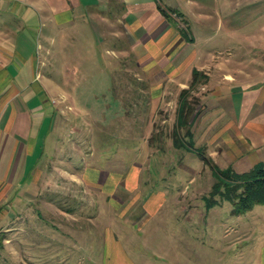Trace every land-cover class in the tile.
<instances>
[{
	"label": "rangeland",
	"instance_id": "374dc122",
	"mask_svg": "<svg viewBox=\"0 0 264 264\" xmlns=\"http://www.w3.org/2000/svg\"><path fill=\"white\" fill-rule=\"evenodd\" d=\"M155 1L170 7L177 5L176 0ZM220 1L210 0V6L222 7ZM31 2L29 11L34 8ZM251 3L242 0L238 7L242 65H250L251 58L259 65L264 60V0ZM85 26L90 30L89 25ZM113 27L123 30V23L116 21ZM87 29L67 28L64 41L59 42L57 32L49 41L42 70L53 86V145L37 169L44 170V180L39 179V184L46 186L48 181L55 192H62L54 195L50 191L47 197L56 204L63 203L67 210L78 209L81 226L64 234L63 224L58 228L51 226L52 221L58 220L49 221L50 214L40 210L42 219H35L29 229V197H24L19 203L23 209L18 211L11 233L20 237L15 249L29 251V259L39 255V260H43L39 264H121L122 260L128 264L112 243L109 227L117 231L136 264H264L260 259L264 247V204L232 215L231 202L217 193L212 195L215 178L211 163L220 169L232 166L244 171L262 157L261 150L247 151L253 146L251 140L240 138L230 128L228 116H222L217 109L213 90L227 84L205 83L203 77L192 87L188 83L186 96L194 110L180 133L184 136L185 129L192 131L193 141L187 137L186 141L197 150L175 147L172 134L179 93L176 96L173 87L164 89V84L158 83L151 86L162 90L163 98L159 102L150 98L153 88L137 80L133 64L123 67L111 63L104 44L99 43L96 49ZM253 86L260 89L261 95L264 82ZM229 99L223 98L227 109L231 107ZM239 152L245 155L240 156ZM80 169L87 175L104 169L125 172L128 179L136 173L138 178L129 180V188L135 190L108 200L85 192L74 196L69 191L73 188L69 173L76 170L79 174ZM81 185L88 187L84 181ZM145 199L146 207H142ZM65 221L70 224L69 219ZM121 221L131 225L132 230L140 229L138 240L126 242L119 228ZM70 227L66 230L70 231ZM91 239L96 242L90 243ZM16 264L24 263L18 260Z\"/></svg>",
	"mask_w": 264,
	"mask_h": 264
},
{
	"label": "crops",
	"instance_id": "0c3cea01",
	"mask_svg": "<svg viewBox=\"0 0 264 264\" xmlns=\"http://www.w3.org/2000/svg\"><path fill=\"white\" fill-rule=\"evenodd\" d=\"M29 1L0 0V229L3 231L0 264H16L18 260L24 264L43 261L39 260V255L36 259H29V251L15 249L20 237L11 233L19 217L18 211L23 209L19 203L24 197H29V229L35 219H42L40 210L50 214L49 221L58 220L52 221L51 226L58 228L63 224L64 234L81 226L78 209L67 210L63 203L57 201L56 204L47 197L50 191L54 195L62 192H55L48 181H45L46 186L39 184V179L44 180V170H37L53 145L50 139L55 113L50 100L53 86L42 67L55 32L61 42L68 37L67 28L69 31L81 30L89 25L90 30H87L91 41L96 49L99 43L104 44L111 63L128 67L130 62L136 68L139 82L149 86L164 84V89L173 87L174 95L179 93V99L181 92L189 87L188 83L192 87L200 82V77L205 83L227 84L213 90L212 98L217 109L222 116H228L230 128L240 138L251 140L253 146L247 147L248 152L261 150L259 155L262 157L255 162H264V89L262 87L260 95V89L253 86L264 82V60L260 65L252 58L248 60L250 65L241 63L244 52L240 47L241 14L238 7L242 0H221L222 7H211L210 0H176L175 7L155 0H32L30 5L34 8L30 11ZM247 1L256 3L259 0ZM44 20L48 23L45 24ZM116 21L123 23V30L113 27ZM194 71L199 74L191 85ZM153 86L150 98L159 102L164 92ZM224 97L230 98V109L224 107ZM238 155L245 154L239 152ZM76 172L69 173L73 183L69 191L74 196L85 192L104 196L107 200L135 190L129 188V180L138 178L136 173L128 179L125 172L106 169L88 175L83 174L82 169L79 174ZM54 177L56 175L49 178ZM82 181L88 187L82 188ZM146 199L142 207H146ZM32 211L38 214L35 216ZM66 219L70 224H66ZM121 222L120 231L127 239L124 241L138 240L140 229L132 230L127 222ZM67 225L73 226H69L70 231L66 230ZM108 229L117 251L125 255L128 264H136L129 257L123 240L118 238L117 231ZM95 242L91 239L90 243ZM261 251L263 263L264 247ZM121 264L126 262L122 260Z\"/></svg>",
	"mask_w": 264,
	"mask_h": 264
},
{
	"label": "trees",
	"instance_id": "16d2710c",
	"mask_svg": "<svg viewBox=\"0 0 264 264\" xmlns=\"http://www.w3.org/2000/svg\"><path fill=\"white\" fill-rule=\"evenodd\" d=\"M198 74L199 71L193 72L191 85L195 83ZM187 93L188 89H184L180 95L172 143L175 147L195 151L197 150L196 147L192 143V146L188 145L186 141V137L191 142L193 141L192 131L185 129L184 136L180 133V130L189 124V115L194 110L186 96ZM200 154L202 153L200 152ZM211 168L215 178L212 195L217 193L223 199L231 202L230 212L232 215L246 213L256 204H264V162L256 163L250 169L244 171H236L232 166L220 169L215 163H211Z\"/></svg>",
	"mask_w": 264,
	"mask_h": 264
},
{
	"label": "built area",
	"instance_id": "2783aa9c",
	"mask_svg": "<svg viewBox=\"0 0 264 264\" xmlns=\"http://www.w3.org/2000/svg\"><path fill=\"white\" fill-rule=\"evenodd\" d=\"M0 236H1V230H0Z\"/></svg>",
	"mask_w": 264,
	"mask_h": 264
}]
</instances>
